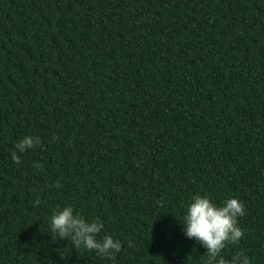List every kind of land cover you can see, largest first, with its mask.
<instances>
[{"label": "trees", "instance_id": "trees-1", "mask_svg": "<svg viewBox=\"0 0 264 264\" xmlns=\"http://www.w3.org/2000/svg\"><path fill=\"white\" fill-rule=\"evenodd\" d=\"M196 195L245 205L221 255L264 264V0H0V264H208ZM66 206L115 260L53 241Z\"/></svg>", "mask_w": 264, "mask_h": 264}, {"label": "clouds", "instance_id": "clouds-1", "mask_svg": "<svg viewBox=\"0 0 264 264\" xmlns=\"http://www.w3.org/2000/svg\"><path fill=\"white\" fill-rule=\"evenodd\" d=\"M53 139L56 140L58 137ZM36 147H42L39 136L24 137L15 144L13 162L20 165L22 160L18 153ZM33 166L37 169L41 167L39 163ZM55 187L60 188L61 184L57 182ZM40 203L39 198L34 201L37 207ZM246 214L245 205L238 199H228L223 205L218 206L209 197L196 195L189 204L183 217L184 223L181 225L186 238L197 241L207 249L208 264H250L249 258L243 253L233 256L230 262L221 255L230 245L238 244L243 238L244 232L238 226V219ZM50 228L53 241L68 240L74 248L95 252L100 257L115 260L122 248L121 241L114 240L112 236L106 235L98 239L104 228L103 223L99 220L89 222L71 206L53 211Z\"/></svg>", "mask_w": 264, "mask_h": 264}]
</instances>
